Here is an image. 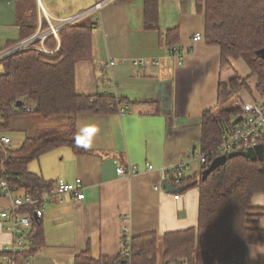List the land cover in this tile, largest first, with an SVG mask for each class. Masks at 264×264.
<instances>
[{
    "label": "crops",
    "instance_id": "0c3cea01",
    "mask_svg": "<svg viewBox=\"0 0 264 264\" xmlns=\"http://www.w3.org/2000/svg\"><path fill=\"white\" fill-rule=\"evenodd\" d=\"M100 1V8L77 22L92 27L90 56L75 66L76 92H109L131 112L79 113L76 137L87 142L89 150L76 153L71 146L61 145L28 165L30 172L47 181L80 178L86 194L83 200L67 195L62 202L47 206L42 218L45 244L29 257L30 264H76L77 256L88 248L102 264H115L123 235L155 232L163 236L197 227L199 186L173 184L169 176L166 182L176 190L157 188L162 184V170L195 154L186 175L194 177L201 172L203 163L196 154L202 142L203 113L217 106L221 82L238 75L248 78V88L234 96V103L264 100V91L257 89V76L250 75L243 59L233 60L232 67H222L221 47L206 41L205 15L196 0H159L157 29L146 27L144 0H0V49L21 39L20 23L35 19V13L40 28L44 20L48 23L47 17L56 22ZM174 29L179 33L174 47L187 50L181 60L166 43V32ZM196 33L203 34V39H196ZM60 43L57 40V47ZM109 60L116 63L104 72ZM139 60L145 64H136ZM251 77L256 79L257 95L250 89ZM24 115H14L8 128L0 129L12 138L13 149L41 128L67 122L65 118L64 123L55 124V115ZM117 161L138 167L139 174L131 179L119 176ZM147 164L155 169L149 170ZM20 190L17 194L26 193ZM175 194H180L179 198ZM9 203L0 193V206ZM252 204L264 209V192L256 194ZM5 224L0 221V264H5L4 247L14 239ZM250 251L257 252L256 259L251 258V264H256L264 244L249 246L244 264H248Z\"/></svg>",
    "mask_w": 264,
    "mask_h": 264
},
{
    "label": "trees",
    "instance_id": "16d2710c",
    "mask_svg": "<svg viewBox=\"0 0 264 264\" xmlns=\"http://www.w3.org/2000/svg\"><path fill=\"white\" fill-rule=\"evenodd\" d=\"M147 29L158 28L159 0H144ZM198 10L205 15V38L209 44L221 47L222 67H232L233 60L243 59L257 76V89L264 91V59L257 53L264 47V0H196ZM35 19L20 23L21 39L39 28ZM48 27L46 20L41 26ZM91 27L82 22L60 30L58 46L54 36L46 40L52 52L36 48L20 51L3 61L0 72V129L8 128L16 114L37 113L43 116L66 115L63 125L47 126L28 137L19 148L10 149L6 158L10 183L25 192L50 189L53 181L28 170V165L55 147L71 146L76 153L89 149L76 142V118L79 113L114 111L112 94L81 95L76 92L75 66L91 53ZM178 29L166 32L167 45L174 47ZM248 78L239 75L221 82L217 106L203 113L200 153L207 156L222 142L233 116L239 113L234 96L248 88ZM22 100L21 106L17 102ZM26 106L31 110L27 111ZM264 144V142H263ZM4 154L0 150V158ZM212 161L214 157L210 158ZM202 170L194 177H185L181 184L198 185L200 189L198 226L165 233L155 232L133 237V256L121 254L115 264H229L232 257L245 260L248 247L264 244V209L253 206L256 194L264 192V158L252 160L245 156L229 158L203 179ZM171 175V183L177 184ZM32 217L26 235L27 247L16 257L17 264L32 257L45 244L43 220ZM76 264H102L90 249L76 258ZM256 264H264V252Z\"/></svg>",
    "mask_w": 264,
    "mask_h": 264
},
{
    "label": "built area",
    "instance_id": "2783aa9c",
    "mask_svg": "<svg viewBox=\"0 0 264 264\" xmlns=\"http://www.w3.org/2000/svg\"><path fill=\"white\" fill-rule=\"evenodd\" d=\"M101 5L102 2L100 1L94 6L77 14L65 18H58L56 22H54V19L51 17H47V28L43 29L40 27L31 36L20 39L19 41L0 49V71L3 69V61L20 51L32 48L46 52L50 51L46 45V40L49 37L54 36L60 43L61 29L79 22L94 10L100 8ZM195 38L203 39V34L196 33ZM171 53L181 60L187 53V50L174 47L171 50ZM115 63V60H109L104 65V72H108ZM136 64L144 65L145 62L144 60H139ZM107 82H109V80H107ZM105 94L111 93L105 92ZM112 95L115 97L114 101L111 102L113 109L122 115L131 112L130 108L121 104L119 97L114 94ZM234 105L239 108V113L236 116H233L222 142L211 152L210 156L202 153L196 154L206 168H208L212 162L210 159L211 157L216 158L224 154L227 155L232 151L255 148L264 142V100L237 101ZM25 109L27 111L31 110L28 106H26ZM10 149H13L12 138L8 135L2 134L0 130V150L4 154V157L0 158V193L10 199V203L7 207L0 206V221H5V229L11 231L14 235L13 241L3 249V260L5 264H17L16 257L27 247L26 235L32 226V217L30 213H26L24 209L34 212V216L41 219L43 218L48 205L62 202L67 195L83 200L85 199L86 194L84 182L80 178L74 182L58 179L50 189H36L33 192L17 194L21 190L18 187L11 185L8 168L6 166V158L9 156L8 153L10 152ZM193 156H195V154H190L187 159L178 164L164 168L161 176L162 182L167 181L169 176L175 175L177 184H181V180L187 177L186 170L188 168V162ZM147 168L151 170L155 169V166L153 164H147ZM139 172L140 169L138 167L132 165L124 166L117 161L116 173L119 176L131 179L139 174ZM156 187H161V184H158ZM179 196L180 194H175V198H179ZM261 223L264 226V214ZM125 230L126 232H129L128 227H125ZM120 254L129 260L132 259L133 237L131 235H123ZM30 263L29 258L22 260V264ZM163 264L187 263L176 261ZM229 264H244V260L232 257L229 260Z\"/></svg>",
    "mask_w": 264,
    "mask_h": 264
},
{
    "label": "water",
    "instance_id": "95a60500",
    "mask_svg": "<svg viewBox=\"0 0 264 264\" xmlns=\"http://www.w3.org/2000/svg\"><path fill=\"white\" fill-rule=\"evenodd\" d=\"M263 59H264V47L259 49L257 52ZM18 105H22V100H19ZM236 156H245L247 158H250L252 160H262L264 158V144H260L258 146H256L255 148H249L247 150H236V151H232L229 152L227 155H221L216 157L211 165L204 170L203 172V179H206L207 176L209 175V173L211 171H213L215 168H217L220 165H223L226 163V161L229 158H233ZM161 186L167 190H176L175 188L171 187L166 181L162 182ZM185 186L181 187L180 189H184Z\"/></svg>",
    "mask_w": 264,
    "mask_h": 264
},
{
    "label": "rangeland",
    "instance_id": "374dc122",
    "mask_svg": "<svg viewBox=\"0 0 264 264\" xmlns=\"http://www.w3.org/2000/svg\"><path fill=\"white\" fill-rule=\"evenodd\" d=\"M24 12H25V10H24V9H21V13L24 14ZM64 28H65V27H64ZM250 80H251V83H250V89H252V91H254V94L257 95L256 84H255V83H256V79H255V77H251ZM247 92H248V96H250V97L253 98L252 94L250 93V90H247ZM252 98H251V99H252ZM33 114H34V113H31V114H25L24 117L29 116V115H33ZM52 116H54V115H52ZM55 118H57L58 121H56V122H54V123H55V124H61V123H64V119L67 118V116L61 114V115H55ZM16 135H17V134H16ZM18 137L21 138V136H18ZM34 164H35V161H34ZM259 247H260V246H259ZM254 250H256V249H254ZM256 253H257V252L250 251V253H249L250 256H249L248 264H251V263H252V262H251V258L254 259V260L256 259Z\"/></svg>",
    "mask_w": 264,
    "mask_h": 264
},
{
    "label": "clouds",
    "instance_id": "9594fccd",
    "mask_svg": "<svg viewBox=\"0 0 264 264\" xmlns=\"http://www.w3.org/2000/svg\"><path fill=\"white\" fill-rule=\"evenodd\" d=\"M89 131L94 133L96 130L95 129H90ZM76 142H77L78 146H83V147H88L89 146L87 142H85L84 140H81V138H79V137H77Z\"/></svg>",
    "mask_w": 264,
    "mask_h": 264
}]
</instances>
